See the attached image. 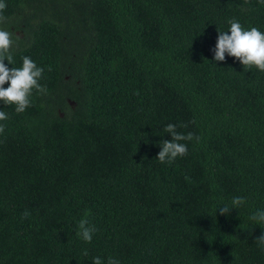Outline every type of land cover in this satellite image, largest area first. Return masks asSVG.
Listing matches in <instances>:
<instances>
[{
    "label": "trees",
    "instance_id": "16d2710c",
    "mask_svg": "<svg viewBox=\"0 0 264 264\" xmlns=\"http://www.w3.org/2000/svg\"><path fill=\"white\" fill-rule=\"evenodd\" d=\"M4 2V63L29 56L47 94L23 113L0 101V264H264V71L213 51L232 18L264 33V4ZM169 123L199 137L171 164L156 159Z\"/></svg>",
    "mask_w": 264,
    "mask_h": 264
},
{
    "label": "clouds",
    "instance_id": "9594fccd",
    "mask_svg": "<svg viewBox=\"0 0 264 264\" xmlns=\"http://www.w3.org/2000/svg\"><path fill=\"white\" fill-rule=\"evenodd\" d=\"M258 4H264V0H257ZM7 5L4 0H0V24L4 23L5 17L2 15ZM230 29L228 31H218V37L214 51L215 61H224L226 54L235 57L243 65L244 69L250 70L253 66L260 71H264V33L258 28L244 29L241 23L232 18L228 20ZM230 33V34H229ZM14 33L0 27V101L5 105H15L16 113H23L27 108L32 106L33 92L44 95L47 94V87L41 85L40 80L43 76L44 69L39 67L29 56L22 57V67H7L4 63L13 64L11 53L14 44ZM8 83V87L4 85ZM8 119L5 111L0 110V121ZM180 127H187L186 124ZM5 131V126L0 124V134ZM164 131L171 136V140H163L160 144L158 159L161 163L171 164L177 157H183L188 154V146L182 141L199 140L189 132L183 134L177 131V125L169 123L165 126ZM245 203L244 197H234L231 206L223 205L218 207L220 215L230 214V209H237ZM30 215L28 211L22 214V218ZM257 223H264V210H257L250 217ZM79 231L76 233L82 240L90 243L93 234L96 231L94 225H91L86 218L78 222ZM259 246L264 248V233L255 241ZM83 254L88 255L85 249ZM92 264H105L101 257H93ZM106 264H120L118 259L108 257Z\"/></svg>",
    "mask_w": 264,
    "mask_h": 264
}]
</instances>
